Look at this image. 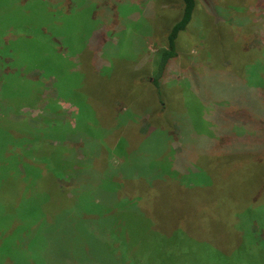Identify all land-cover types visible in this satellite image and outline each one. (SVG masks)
I'll use <instances>...</instances> for the list:
<instances>
[{"label":"rangeland","instance_id":"1","mask_svg":"<svg viewBox=\"0 0 264 264\" xmlns=\"http://www.w3.org/2000/svg\"><path fill=\"white\" fill-rule=\"evenodd\" d=\"M197 2L198 11L179 33L178 55L158 91L142 77L156 71L165 43L154 37L178 19V0H0V31L9 36V46L2 48L13 66L7 64L4 73L17 75L20 64L29 63L20 76L0 80V92L8 83L12 87V95L2 101L6 109L0 102V264H264V158L258 165L235 156L214 161L209 152L215 148L203 142L221 126L209 116H217L219 109L236 112L232 94L246 80V69L259 60L251 49L264 51V0H208L209 12L202 0ZM62 6H68L67 14ZM59 19L70 21L64 32L74 43L60 46L62 61L71 62L66 67L56 52L44 48L48 38H39V25L52 37L58 32L52 20ZM96 30L113 41L98 54L93 52L96 39H91ZM243 30L252 37L243 40ZM24 35L34 36L35 44L19 45ZM47 53L54 58L50 68L44 66ZM151 115L161 119L157 125L169 130L168 137L150 124L145 137L135 130L144 131ZM125 119L136 124L119 128ZM83 135L105 151L104 172L114 161L137 182L168 175L180 148L182 176L198 186L195 198H176L166 206L147 200L146 227L137 213L132 216L134 211L124 217L102 207L93 190H78L69 201L72 181L58 177L52 191L43 175L65 172L68 166L59 152ZM169 140L172 148L165 153ZM23 148L31 158H20ZM110 182L105 178L99 184L109 189ZM132 205L120 199L115 207ZM216 213L228 216L212 227L217 241L184 236L185 227L191 230L204 224L202 215ZM177 215L178 221L173 219ZM178 224L182 230L177 235L152 230ZM233 229L242 232V239L235 241L231 234L228 247L221 249L222 235Z\"/></svg>","mask_w":264,"mask_h":264},{"label":"trees","instance_id":"2","mask_svg":"<svg viewBox=\"0 0 264 264\" xmlns=\"http://www.w3.org/2000/svg\"><path fill=\"white\" fill-rule=\"evenodd\" d=\"M69 0H66L68 2ZM204 4L205 12H209L211 6L210 2L208 0H202ZM43 2V1H42ZM69 4L70 3H66ZM200 3L197 2V0H178V7L175 8V10L178 9L180 12L179 17L177 20L174 21L166 30V32L161 36H155V42L158 44L165 43V47L160 50L159 57L157 60H155V67L156 71L153 76H150L147 78L145 76L143 79L144 83L152 85L159 91L160 89V81L162 79H166L167 76V68L170 64L171 60L175 58L178 53L176 50V40L179 35V33L186 29L188 24L192 21V18L195 14V11H198V5ZM209 4V5H208ZM68 5V6H69ZM68 6H62L63 13H68ZM62 11V9L60 10ZM222 17H225V15H220ZM70 24V21L67 20H52V24L55 25L56 30L58 29V32L54 34V36L50 37L47 36L46 33V27L39 25V31L43 33V35L40 34L39 38H48V40H45L49 46L44 47L48 49V53L55 54L59 56V62L62 61V48L60 47L62 43H66L68 45L74 44L72 41V37L70 33L64 32L65 24ZM33 27V25H30ZM102 33V32H101ZM245 33V34H244ZM6 31L2 30L0 31V80L2 81V78L8 79L10 77H17L18 75H21V72L23 73L25 70H27V67L29 65L28 62H22L19 67V73L15 75L14 73H4V68L9 66L10 69H13V66L11 64V58L9 57L7 51L3 50L4 46H9V43H7L9 36L5 35ZM242 34L243 40H247L248 38L252 37L251 32L247 33L243 30ZM94 37L96 40L93 42V52L98 54L100 48L103 47L107 42L113 43L112 40H108V34L105 36L104 33L100 34L94 32ZM18 38H21V36H18ZM25 39L19 40L18 44H26L29 46H32L35 44L33 39L34 36H25ZM4 41V42H3ZM56 46H54V45ZM45 50V49H44ZM58 50V52H57ZM46 52V50H45ZM251 52H257L259 55V60L256 62L254 61V58L251 60L250 63L251 66L246 69L245 76L247 77L246 80H244V83L239 87V90L236 91V94H232L236 96V103H237V110L234 111H224L222 109L220 110V115L213 117V114L209 116V118L214 122V126L221 125L219 129L216 130L215 133H212L209 136L203 137V142H208L209 146H213L215 148V151L209 152L211 155H214L213 159L216 161V159L220 158H231L232 156H235L237 158L236 160H242L247 159L250 160L254 165L259 164V159L264 158V51L262 49H251ZM47 53V59L49 60L47 64H44V66L47 68H50L52 66V62L54 61V58L51 57ZM98 58V57H97ZM252 58V57H251ZM71 61V60H69ZM65 63V67L71 62L62 61ZM8 64V65H7ZM54 64V63H53ZM97 66L99 64L95 62ZM172 64V63H171ZM170 64V65H171ZM7 65V66H6ZM92 70L98 73V68L95 66L93 67L91 64ZM148 68V66H147ZM39 71V69H34L33 71ZM148 72V69H147ZM37 73V72H36ZM37 75V74H36ZM38 78V76H36ZM147 80V81H146ZM23 81H26L23 79ZM7 82V81H6ZM8 87H5L4 90L1 89L2 97L1 99V106L6 109V106L4 105V100L8 99L10 95H12V87L11 84L8 83ZM5 91L11 92L8 94ZM0 92V93H1ZM37 97V96H36ZM241 99V100H240ZM240 100V101H239ZM243 100H246L245 105H243L241 102ZM121 102V101H120ZM3 103V104H2ZM126 104H124L125 106ZM131 106V105H130ZM165 107L162 106V111ZM160 111V110H159ZM162 114V113H161ZM153 116L151 115V118L149 121L148 119H145L146 128L144 131L140 130L139 127L136 131L140 133L141 137H145L146 129L150 125H153L154 128H158L160 131V134L165 135V137H168L167 134H170L165 129V126L157 125V121H161V119L156 118L152 119ZM118 119V116L113 121V127L118 128L115 124V121ZM168 121V119H166ZM216 121V122H215ZM124 124L120 126L119 128H123L124 126H129L134 122H130L129 120L125 119ZM174 124L176 123V120L172 121ZM212 122V124H213ZM197 139V138H195ZM220 139H224L225 142L221 145ZM110 144L114 141L111 139H105ZM167 140V138H166ZM219 141V142H218ZM66 142V141H64ZM63 142V143H64ZM69 144H68V143ZM65 143V148H61L62 151L66 152L63 153L59 149V155L62 157V160H64L67 163V170L65 167H63L65 172H56L55 170H49L51 174L46 175V172L43 176H48V180L51 182V188L52 191L57 187L58 177H63L65 180H68V182L72 181L69 188H67V192L71 193V196L69 198H66L64 195V198L68 199L73 202L72 194L78 193V190H93L92 196H96L99 199V203H101L102 207L110 208L111 213H118L123 215L124 217L129 216L131 214V211H134V215H139V219L141 221V225L145 226L148 225L149 219L147 210V205L149 204L147 200H151L153 202H162L163 206H166L168 202H172L174 199L179 198L182 200L184 197L187 198H195L192 194H194L195 191H197V184H191L188 183L185 180V177H183V173L185 172L182 167H184V163L182 160L180 148L178 151H176V155L172 160V169L169 171L168 175H163L158 178H139L138 182L135 180H132L131 178H127L125 173L119 169L120 165H116L114 161H112V164L109 165L107 172H104V164L107 162L106 160V153L105 151L99 150L94 146L95 140H90L88 136L83 135L79 137H74L73 140L67 141ZM54 147V146H53ZM171 147V140L166 142L163 146V151L166 149L165 153L169 151ZM168 149V150H167ZM8 153H9V149ZM56 150V148H54ZM162 151L163 154H165ZM31 152L28 153V150L26 151L25 148H23V154L20 155V158L22 160H26L25 158H31ZM58 153V152H57ZM81 154L83 156L82 159L77 158L78 155ZM6 159V156L3 157ZM67 159V160H66ZM226 160V159H225ZM227 161V160H226ZM106 168V167H105ZM173 174V175H172ZM42 175V174H41ZM40 177V176H39ZM105 178H109L111 182L109 183L110 187L109 189H105L106 186H103V184H99L100 181L104 180ZM37 179V178H35ZM47 179V178H46ZM33 181V179H31ZM113 182V183H112ZM188 183V184H186ZM91 184L98 186L94 190V188H90ZM113 184V185H111ZM92 185V186H93ZM74 187V188H73ZM76 189V190H75ZM77 191V192H76ZM102 192V194H99L98 192ZM67 196V193H65ZM54 195L58 196L57 191L55 190ZM105 195V196H103ZM103 196V197H102ZM148 196V197H146ZM68 197V196H67ZM120 199L129 200L131 204L135 203V205L130 206V208L126 209H120L118 207H115ZM69 206V205H68ZM117 208L119 210H117ZM140 213V214H138ZM222 215V216H221ZM217 215V213L212 216L211 214H204L202 217H200L199 220H205L204 224H201L203 222H198L195 226H191V230L189 228L185 227L184 232L187 234H184L185 237H193L196 238L198 241L203 242H209L214 243L213 238L217 241V237L213 236L214 232L212 231V227L214 224L221 222V219H226L225 217H228L225 213V215L221 214ZM180 218V215L175 216L173 219L178 221ZM181 220V219H180ZM158 229L160 232L165 233L166 235L171 236L172 234H175V231H181L182 230V224L174 225L171 227H165L161 226L159 227L157 225V228H152V230ZM181 229V230H180ZM148 230V229H146ZM149 231V230H148ZM238 232V236L235 234V232ZM151 232V230H150ZM233 235V238L231 236ZM189 237V238H190ZM232 238L233 240H239L242 239V232L237 231L236 229H233L229 233H225L222 235L221 238H223L224 241L219 243V247H224L225 245L228 247V238ZM222 249V248H221Z\"/></svg>","mask_w":264,"mask_h":264}]
</instances>
